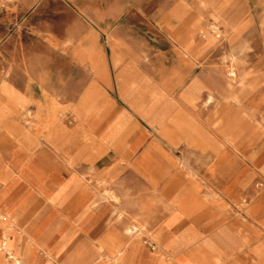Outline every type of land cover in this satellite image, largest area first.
Wrapping results in <instances>:
<instances>
[{"label": "rangeland", "instance_id": "1", "mask_svg": "<svg viewBox=\"0 0 264 264\" xmlns=\"http://www.w3.org/2000/svg\"><path fill=\"white\" fill-rule=\"evenodd\" d=\"M193 1L0 0V89L9 85L19 95L39 102L56 122L81 103L87 115L88 103L92 115L87 127L97 120L107 100L127 114V126L138 127L135 136L146 135L136 157L152 147L163 167L168 160L175 163L174 174H193L194 179L208 174L233 176L241 184L229 196H216L217 204L197 211L189 220L192 223L170 231L163 229L168 196L160 189L147 191L141 186L130 194L143 202L135 208L136 219L123 214L113 219V228L104 231L121 239L119 260L111 261L105 253L95 256L94 249L78 245V239L53 256L54 261L39 252L34 264H66L76 249L80 264H179L181 257L194 264H264V182L254 169L264 146L262 0H218L224 3L226 15L237 14L240 20L226 31L205 15L197 37L214 44L194 61H184L181 49H108L109 35L119 29L158 45L155 37L159 35L152 32L155 21L181 3ZM90 32L98 35V44L105 48L97 50L105 61L108 86L96 81L87 63V49H79L87 46ZM197 77L203 80L204 91L188 106L181 96ZM6 104L0 94V142H14L20 129L43 127ZM169 132H175L176 138ZM129 173L130 169L124 171ZM203 212L218 215L214 227L189 229L203 220ZM193 232L198 235L196 241L184 245L186 233Z\"/></svg>", "mask_w": 264, "mask_h": 264}, {"label": "crops", "instance_id": "2", "mask_svg": "<svg viewBox=\"0 0 264 264\" xmlns=\"http://www.w3.org/2000/svg\"><path fill=\"white\" fill-rule=\"evenodd\" d=\"M223 5L218 0L181 3L155 21L152 32L159 35L155 37L158 45L129 37L119 29L109 35L108 49H181L184 61L197 60L214 44V41L205 44L197 37L205 15L226 31L240 20L237 14L226 15ZM260 5L259 23L264 32V0ZM79 49H87V63L96 81L108 86L105 61L97 50L105 48L98 44V35L90 32L87 46ZM113 61L117 68L116 56ZM203 91V80L197 77L188 83L181 98L190 106ZM0 94L7 100L6 106L18 109L21 116L32 117L43 126L37 130L20 129L19 137L10 144L0 142V264H10L9 261L13 264L15 260L20 264H34L39 252L54 261L53 256L78 239L81 241L78 245L91 246L95 256L105 253L111 261H117L123 243L104 231L113 228V219L123 214H131L136 219L135 208L143 202L130 194L141 186L147 191L160 189L168 196L163 207L167 214L163 229L170 231L191 222L201 208L217 204L216 196H229L241 185L233 176L220 178L208 174L194 179L193 174H174L171 167L175 163L168 160L163 167L153 156L152 147L136 157L146 135L135 136L138 127L127 126V114L116 110L107 100L101 104L97 120L87 127V119L92 115L88 103L87 115L82 109L85 103H81L56 122L46 107L19 95L9 85L4 84ZM30 105L36 109L30 111ZM1 114L0 110V120ZM174 133L168 134L174 136ZM167 141L174 147L170 139ZM126 169H130L129 175H124ZM254 169L264 182V146ZM173 193L176 195L172 196ZM153 199L146 201L145 206L150 207ZM203 214L199 224L188 228H213L218 215ZM261 226L264 229V222ZM11 228L22 231V235ZM91 236L94 239L89 243ZM197 238L196 232L186 233L184 245L192 244ZM6 254L9 258L5 261ZM79 255V250H74L66 264H80ZM178 261L194 264L182 257Z\"/></svg>", "mask_w": 264, "mask_h": 264}, {"label": "bare ground", "instance_id": "3", "mask_svg": "<svg viewBox=\"0 0 264 264\" xmlns=\"http://www.w3.org/2000/svg\"><path fill=\"white\" fill-rule=\"evenodd\" d=\"M191 55H192V54H191ZM177 122H178V121H177ZM182 122H183V121H182ZM183 124H184V126H185V122H183ZM176 125H177V123H176ZM135 146H136V145H135ZM109 177H110V176H109ZM32 238H33V237H32ZM5 249H6V248H5ZM13 264H20V263H19L18 261L15 260V261L13 262Z\"/></svg>", "mask_w": 264, "mask_h": 264}, {"label": "built area", "instance_id": "4", "mask_svg": "<svg viewBox=\"0 0 264 264\" xmlns=\"http://www.w3.org/2000/svg\"><path fill=\"white\" fill-rule=\"evenodd\" d=\"M216 31H218V29Z\"/></svg>", "mask_w": 264, "mask_h": 264}]
</instances>
